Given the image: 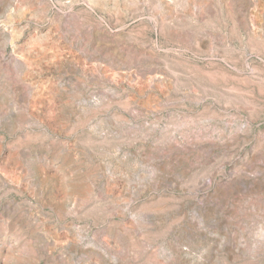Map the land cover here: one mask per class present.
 Listing matches in <instances>:
<instances>
[{
	"label": "rangeland",
	"instance_id": "obj_1",
	"mask_svg": "<svg viewBox=\"0 0 264 264\" xmlns=\"http://www.w3.org/2000/svg\"><path fill=\"white\" fill-rule=\"evenodd\" d=\"M0 264H264V0H0Z\"/></svg>",
	"mask_w": 264,
	"mask_h": 264
}]
</instances>
